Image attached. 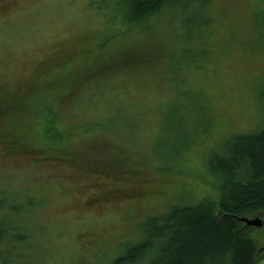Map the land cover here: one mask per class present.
I'll list each match as a JSON object with an SVG mask.
<instances>
[{"label": "rangeland", "instance_id": "374dc122", "mask_svg": "<svg viewBox=\"0 0 264 264\" xmlns=\"http://www.w3.org/2000/svg\"><path fill=\"white\" fill-rule=\"evenodd\" d=\"M115 2L0 0V101L29 88L38 94L40 88L59 102L67 85L56 88L44 81L65 83L77 75L88 87L82 99L94 101L81 105L78 97L59 104L66 116L61 129L70 134L67 144L97 136L94 147L82 143L84 149L76 153L92 151L98 159L102 145L116 150L110 158L113 169L105 162L95 168L91 162L44 161L18 138H10L8 128L18 119L0 112V264H113L138 240L136 224L144 216L149 214L143 222L167 205L206 194L190 173L209 169L211 155L221 153L230 136L253 131L264 115L259 100L264 22L256 20L257 2L214 0L212 24L201 37L207 55L198 54L197 60L180 51L187 30L174 11V71L168 70L157 40L148 38L127 63L119 54L101 75L99 70L93 78L85 76L89 67L76 74L88 57L114 49L116 28L110 17ZM188 60L197 64L188 66ZM60 62L65 65L55 67ZM97 85L100 91H95ZM10 101L19 100L11 96ZM103 117V124L115 121L112 131L84 133L78 126L83 118ZM33 121L29 115L26 126L40 138L43 124ZM196 133H204L200 143L195 142ZM33 144L41 146L39 140ZM163 152L174 154V176L156 171L158 166L172 167L162 161ZM137 167L149 171L141 173ZM257 216L264 221L262 212L244 217ZM254 229L257 255L264 264V228Z\"/></svg>", "mask_w": 264, "mask_h": 264}, {"label": "trees", "instance_id": "16d2710c", "mask_svg": "<svg viewBox=\"0 0 264 264\" xmlns=\"http://www.w3.org/2000/svg\"><path fill=\"white\" fill-rule=\"evenodd\" d=\"M254 1L259 5L256 20L264 22V0ZM212 3L214 0H116L114 12L110 17L111 27L116 28L111 39V42H116L114 49L106 55L99 53L96 58L87 55L90 59L76 74L89 67L90 70L83 75L93 78L94 71L99 70L97 75H101L104 68L119 54L118 57H122L127 63L131 54L138 51L137 45L148 42V38L157 40L155 43L168 62V70L174 71V11L178 12L176 19H179L187 30L184 34L187 39H182L181 42V53L189 55V58L191 56L193 60H197L198 54H202L199 57L206 56L201 37L202 32L212 24ZM260 32L264 40V24L261 25ZM191 43L197 45L193 47ZM98 60L101 61L96 64ZM196 64L195 61L189 60L187 63L188 66ZM61 65H65V62H60L55 67ZM44 83L56 85V88H59V85H67L65 98L58 102L57 99H48L47 92L43 89L38 88L36 91L40 92L35 94L34 88H29L22 93H30V99L27 95L19 96L14 93L11 96L18 99V102H11V96L3 102L0 101V112L18 119L17 123H12L11 128H8L12 136L10 138H18L20 145L37 151L38 155H42L40 159L44 161L70 160L84 166L91 162L89 165L95 168L98 163L105 162L109 164L108 168H116L110 165V160L113 161L111 156L116 154L113 146L101 144L103 148L99 152L102 155L98 159L92 151L91 154L81 155L76 152L82 151L84 146L79 145L84 143L87 147H94L97 136L81 139L79 144L71 142L69 145V131L64 132L61 129V124L66 121L59 105L64 103L63 99L70 104L71 100L79 97L81 105L91 101L92 106L94 97L82 99L88 89L87 83L78 81L77 75L68 78L65 83L54 79L45 80ZM100 86H95V91H100ZM90 87L93 89L94 85ZM260 99L264 105V87L259 94ZM172 114L174 115V109ZM29 115L33 117L35 124H43L40 137L43 140L30 134L29 125L26 126ZM84 119L81 120L84 121L82 126L78 125L84 133L110 132L115 122L110 125L103 124L104 117ZM74 123L75 121L69 122ZM257 128L230 136L221 153H211L209 169L199 167L190 173L194 181L206 190V194L196 200H191L190 196L188 201L167 205L161 211L163 213L149 217L145 222L144 216L136 224L139 231L138 240L117 256L113 264H260L261 260L257 255L259 248L252 236L255 229L252 227L243 230L244 224L239 221V218L244 216L264 213V115ZM203 134L196 133V143L201 142L199 136L202 137ZM34 140H39L40 148H35ZM161 159L163 162L170 161L172 167L166 169L158 166L156 171L174 176V154L163 152ZM137 170L141 173L149 171L142 167H137ZM208 188L211 192H207ZM10 228L17 230L16 225L10 224Z\"/></svg>", "mask_w": 264, "mask_h": 264}, {"label": "water", "instance_id": "95a60500", "mask_svg": "<svg viewBox=\"0 0 264 264\" xmlns=\"http://www.w3.org/2000/svg\"><path fill=\"white\" fill-rule=\"evenodd\" d=\"M239 221L241 223H244L246 228H252V227L253 228H262L264 226V221L259 216L255 217L253 219H250L247 217H241V218H239Z\"/></svg>", "mask_w": 264, "mask_h": 264}]
</instances>
